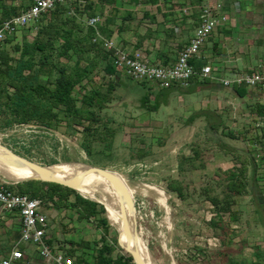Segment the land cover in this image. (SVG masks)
Wrapping results in <instances>:
<instances>
[{
  "label": "rangeland",
  "instance_id": "374dc122",
  "mask_svg": "<svg viewBox=\"0 0 264 264\" xmlns=\"http://www.w3.org/2000/svg\"><path fill=\"white\" fill-rule=\"evenodd\" d=\"M24 2L22 6L27 7L30 0ZM92 2L97 4L94 9L100 12L106 0ZM142 2L145 0H139L137 3ZM131 8L133 7H124L118 13L117 16L122 23L126 19V15L122 14H126ZM125 23L132 27L133 20ZM129 31L131 32L128 34L133 32ZM29 33L28 29H24L17 40L8 44V50L14 58L19 57L15 46L20 45ZM117 76L119 85L114 95L115 100L102 113L104 124L107 123L109 129H105L104 125L99 126L104 134L102 133L100 139H95L92 155L89 156L81 145L84 139L81 128L70 129L66 123L51 132L44 130L37 123L15 125L10 129L0 130V142L20 156L44 166L83 163L118 173L134 196L136 213L132 211V214L136 218L140 232L138 243L157 264H232L231 262L235 260L254 264L257 259L254 255L256 248L261 247L264 251V216L263 219L260 217L258 213L260 201L256 200L251 192L236 197V200L240 201L238 205L233 206L234 210L241 213L238 222H231V228L239 231L230 237L232 239L230 246L235 253L228 259L218 254L220 250L229 249L223 245L221 238L211 227L210 217L215 214L211 198L215 196L222 198L223 189L220 183H225V172L230 169L223 164V147L219 143H223V139L226 142L232 141L233 144L236 142L230 139V135H223V125L211 129L208 122L202 118L189 122L181 99L185 105L201 101L202 98L199 97L202 94L191 91L197 84L192 80V88L189 90L191 92H188L184 89L154 87L150 82L132 80L121 72ZM227 76L231 77L229 78L231 80L234 79V76ZM213 79H199L206 87L203 94L205 97L210 96L208 86ZM150 90L153 91L152 104L156 102L160 104L156 112L142 108V98ZM74 96L78 98L79 94L75 93ZM6 112L4 118L11 114L10 111ZM2 124L4 122L1 117L0 125ZM109 130L112 133H109ZM142 150L150 152V156L143 160L138 156L142 154ZM258 154L264 156V151H259ZM184 158H193L194 165L188 164L181 168V161ZM0 165L14 172V169L2 164L1 160ZM235 168L242 169L243 166ZM246 168L250 189L259 195L262 194L264 198V181L255 179L252 166L246 165ZM10 180L21 183L18 179ZM174 181L182 184L185 198H181L177 192L170 189ZM79 191L95 202L103 201L87 184L81 185ZM114 196L115 202L120 206L115 193ZM104 208L102 218H107L110 226L107 240L112 245L115 238L122 242L123 236L113 214L108 207L107 210L105 206ZM43 209L46 212L53 211L45 206ZM226 220L229 221V217H226ZM76 221L83 225V228L80 224L76 225V230L78 227L82 228L79 229L82 235L81 232L78 234L75 232L76 240L86 242L89 239L90 243L94 244L104 235L97 227V223L90 220ZM51 223L54 225L55 222ZM86 225H89V228ZM2 232L1 227L0 239L3 247L8 245V241L2 237ZM52 232L53 230L50 232L51 236ZM215 238L219 240L217 246L213 245ZM244 240L247 245L239 253L238 248ZM58 245V242L54 243V247L60 249ZM35 248L36 245L28 243L27 250L33 251ZM8 251L10 250L6 253ZM91 253L92 251H89V254ZM121 255L129 256L118 244L114 256Z\"/></svg>",
  "mask_w": 264,
  "mask_h": 264
},
{
  "label": "trees",
  "instance_id": "16d2710c",
  "mask_svg": "<svg viewBox=\"0 0 264 264\" xmlns=\"http://www.w3.org/2000/svg\"><path fill=\"white\" fill-rule=\"evenodd\" d=\"M92 1L75 0L46 12L40 20V29L34 40L30 42L26 36L20 45L15 46V51L19 53L18 58H14L8 50V44L16 40L14 36L9 37L0 48V118L2 117L4 122L0 125L1 131L15 125L30 123H37L46 131H56L63 123L70 129L80 126L84 134L81 145L89 156L93 154L92 145L95 139H100L102 133L104 134L99 126L104 125L105 129H109L107 123L104 124L102 113L115 100L114 95L119 85L116 77L120 72L112 65L111 53L99 43L93 42L95 30L86 28L78 22L79 18L97 13ZM135 1L130 0L131 3ZM125 3V0H106L101 11L104 12L109 6L114 5V16H117ZM147 4L157 6L158 0H147ZM176 7L177 5L169 2L168 12L164 13L166 22L172 21ZM17 10L6 4V0H0V26L15 15ZM122 15H126L124 20L126 22L136 19V11L133 9ZM45 21L48 23L45 24ZM114 21L113 17L102 28V32L109 38H112L115 32L123 33L130 28V24L125 23L124 27L112 30L110 24ZM89 86L91 89H88ZM152 92L150 90L142 98V108L156 112L160 104L159 102L152 104ZM75 93L79 94L78 98H75ZM78 103L81 105L78 106ZM6 111H10L11 114L4 118ZM194 119L195 117L191 118L190 122ZM109 133L112 131L109 130ZM141 153L138 156L142 160L150 156L148 151L142 150ZM188 164L193 166L194 159L184 158L181 161V168ZM247 173L246 164L242 169L235 167L228 169L225 172V183H220L223 189L222 198L219 196L211 198L215 206L211 227L221 238L223 245L229 249L220 250L218 253L221 257L224 256V259L235 253L230 246L232 241L230 237L239 233L238 230L231 228V222H238L241 216L240 211L233 209L240 201L236 200V197L251 192L255 195L254 198L260 201L258 203L260 217L263 219L264 216V198L262 194L259 195L250 189ZM262 174L264 181V168ZM170 189L177 192L181 198H185L184 188L180 182L174 181ZM15 190L22 195L41 199L43 206L59 215L64 209H72L78 220L89 221L92 217L95 218L97 227L104 234L101 239L102 247H98V242L91 244L88 241H61L60 250L75 257L74 264H134L130 255L114 257L119 244L118 238L114 239L113 245L107 240L110 226L108 219L102 218L105 213L103 205L84 198L76 190L40 180L18 183ZM99 202L105 205L104 201ZM226 217H229L230 222ZM4 224L0 219V229ZM6 235L8 245L1 247L0 255L12 249L22 236L21 232L10 230ZM55 242H59L58 239L52 238L49 243L54 245ZM241 244L238 248L239 253L246 247V240ZM89 251L92 253L89 254ZM78 252H81L80 256H76ZM254 255L257 257L254 264H264V251L261 247L256 248ZM231 263L246 264L244 260H235Z\"/></svg>",
  "mask_w": 264,
  "mask_h": 264
},
{
  "label": "crops",
  "instance_id": "0c3cea01",
  "mask_svg": "<svg viewBox=\"0 0 264 264\" xmlns=\"http://www.w3.org/2000/svg\"><path fill=\"white\" fill-rule=\"evenodd\" d=\"M14 1L20 4L21 7L25 3L24 0ZM138 1L136 0L134 3L129 1L124 5L125 8L131 6L133 7L131 9L136 11V19L132 25L133 28L130 27L123 31V33L115 32L112 39L127 49H134L138 44H144V42H149L153 45L158 43L159 48L154 51L156 62L169 64L177 59L178 53L171 47V43L175 40L177 34L181 36V46L189 44L196 30L201 25L199 16L203 6L207 3L215 4L219 0H197L196 2L192 0L194 9L191 16H181V11L187 5L185 0H166L167 10L169 2L177 5V7L175 8L172 21H165V24L159 23L156 19V10H161L160 12H162V4L160 2H158L157 6H149L146 0L140 4L137 3ZM223 1V14L228 17V22L222 23L219 26L205 46L206 53L215 59L209 58L196 63L198 70H201L206 64H211L214 70V79L208 86L210 96L205 97L203 95L206 87L199 80L202 77L196 76L193 78V82L197 85L192 88L191 84L190 88L184 91H197L199 94H202L199 97L202 100L185 105L181 99V105L185 106L184 112L188 114L189 122L191 118L195 117L193 121L199 118L205 119L209 124L208 127L211 129L223 125V135H230V139L236 142V144H233L232 141L226 142L223 139V143H219L223 147V164H226L225 167H242L244 164L248 165V167L252 166L255 179L262 182L264 156L259 155L258 152L264 151V140L256 135L255 124L251 117L254 114L264 113V91L257 87L249 88L238 85L226 87L222 85V80H231L229 79L231 77L227 75L235 77L238 73L252 72L255 69L264 67V0ZM31 2L32 0H30L29 5ZM236 3L238 6L235 5ZM142 11L146 13V20L140 19ZM113 17L115 21L110 24L112 30H115L116 27H124L125 21L122 23L118 16H114V12L108 22ZM152 17L155 18V21H153ZM174 28L178 30L176 31ZM129 30L133 32L128 34L131 32ZM121 42L129 43L125 45L120 44ZM43 211L48 215L50 222H55L54 225L51 223L53 226L52 238H58L60 242L81 241V239L76 240L74 234L77 231V234L81 232L82 235V231L79 229H82L83 225L76 221L77 215L73 211L69 209V219L63 218L62 212L59 215L55 211L50 210L46 212L44 209ZM0 219L5 223L4 227H2V237L4 239H6V234L9 230L21 232L20 216L16 213L6 212L1 205ZM77 224H80L82 228L78 227V230H76ZM86 226L89 228V225ZM87 240L88 242L91 241ZM60 242H58L59 248ZM27 245L22 244L26 252V258L18 261L17 264H55L51 258L44 259L39 254L37 247L33 251L27 250ZM68 246H70V243ZM1 247L0 239V249ZM12 249L8 253L6 251V254L2 253L0 255V263L2 258L8 255Z\"/></svg>",
  "mask_w": 264,
  "mask_h": 264
},
{
  "label": "built area",
  "instance_id": "2783aa9c",
  "mask_svg": "<svg viewBox=\"0 0 264 264\" xmlns=\"http://www.w3.org/2000/svg\"><path fill=\"white\" fill-rule=\"evenodd\" d=\"M74 1L32 0L27 9H24L16 1L6 0V4L17 7L18 10L15 15L4 21L0 26V48L3 47V44L11 36H14L17 40L24 29L29 30L28 40L32 42L38 35L40 20L46 12L55 10L59 5ZM129 1L125 0L126 3ZM185 1L187 5L181 11V16H191L194 9L193 1ZM158 2L162 4V12L156 10V19L159 23L165 24L164 13L167 12L166 0H158ZM93 4L95 8L97 4L95 2ZM235 5L238 6L237 3ZM223 9V0H219L215 4L207 3L203 6L199 16L201 25L196 30L190 43L181 46L182 40L179 34H177L175 40L171 43V47L178 55L176 61L169 64L156 62L154 51L159 48L158 43L153 45L149 42H144V44H138L134 49H127L102 32V28L107 25L109 18L113 14L114 5L109 6L104 12L100 11L93 16L79 18L78 22L86 28H93L95 30L96 34L93 42L99 43L106 51L111 53L112 65L118 72L124 73L138 82H150L154 87L162 89L180 88L185 90L190 88L192 80L196 76L214 78V70L211 64H206L201 70H198L196 63L214 58L206 53L205 46L219 26L222 23L228 22V17L223 14ZM140 19L146 20L145 11L141 12ZM47 23L45 21V24ZM174 29L178 30L177 28ZM222 85L226 87L233 85L249 88L257 87L264 91V67L255 69L252 72L238 73L232 80H222ZM88 89H91V87L89 86ZM251 118L255 124L256 135L264 140V113L254 114ZM80 128L83 133V128ZM17 184L18 182H12L0 174V205L6 212L16 213L20 216L22 234L19 242L15 244L8 255L2 258L0 264H17L18 261L25 259L26 252L22 248V244L28 243L36 245L39 254L44 259L51 258L55 264H74L75 257L67 255L49 243L52 239L50 232L53 226L48 215L43 211L42 200L18 193L15 190ZM68 213L69 210L64 209L62 217L69 219ZM214 215L210 217V220ZM75 219H78V217ZM90 221L92 223L96 222L93 217ZM101 239L102 236L97 240L99 248L103 245ZM218 244L219 240L215 238L213 245L217 246ZM80 255L79 252L76 254V256ZM114 257L116 258L117 256Z\"/></svg>",
  "mask_w": 264,
  "mask_h": 264
},
{
  "label": "water",
  "instance_id": "95a60500",
  "mask_svg": "<svg viewBox=\"0 0 264 264\" xmlns=\"http://www.w3.org/2000/svg\"><path fill=\"white\" fill-rule=\"evenodd\" d=\"M3 152H7V153L3 155ZM0 158L4 159L5 161L19 168H29L36 174V176L28 178L25 181L40 180L42 182L59 184L64 187L76 190L84 198L90 200L93 199L84 196L79 191V187L82 184L84 177L88 176L91 173H97L103 176L104 178H106L107 181L110 182V184L113 186V188L115 189V191L119 196V202H120V208H121V214L123 220V233L125 234L127 240L126 244L123 245L121 240L118 239L119 244L133 258L134 264H147L146 260L143 258L139 246L136 244L140 234L136 218L135 216L133 218L130 216V209L133 211V213L134 212L136 213L134 197L132 196L129 188L127 187V185L125 184V182L122 180V178L118 173L112 172L104 168L84 164L85 166H87V169L85 170L83 175H79L71 179H62L57 177L55 174H53V172L51 171V166H44L32 160L24 158L19 154L15 153L14 151H12L11 149H9L8 147L4 146L1 142H0Z\"/></svg>",
  "mask_w": 264,
  "mask_h": 264
},
{
  "label": "bare ground",
  "instance_id": "6f19581e",
  "mask_svg": "<svg viewBox=\"0 0 264 264\" xmlns=\"http://www.w3.org/2000/svg\"><path fill=\"white\" fill-rule=\"evenodd\" d=\"M0 160L2 161V164L14 169V172H13V171L5 169L3 166L0 165V174L4 176L5 178H7L8 180L18 179L20 180V182H22V181L27 180L28 178L36 176V174L29 168H19L17 166L10 164L9 162L5 161L2 158H0ZM86 169H87V166H85L83 163H73V164L65 163V164H59L56 166H51V171L53 172V174H55L57 177L62 178V179H71L79 175H83ZM84 184H87L90 187V189L92 188V190H94L96 193H98L99 196H101V198L106 204V205L104 204L103 205L106 207V210H107V207L109 208V210L113 214L119 226V229L124 238L122 242H123V245H125L127 240H126L125 234L123 233V220H122L121 208L114 200L115 199L114 193L116 197L118 198V200H119V196L117 192L115 191V189L113 188V186L110 184V182L107 181L106 178H104L103 176L97 173H91L88 176L84 177L81 185H84ZM134 214H132V210L130 209V216L132 218ZM138 242L139 241L137 240L136 244L139 246L141 253L143 255V258L146 260L147 264H157L153 260V257H151L150 254H147Z\"/></svg>",
  "mask_w": 264,
  "mask_h": 264
}]
</instances>
